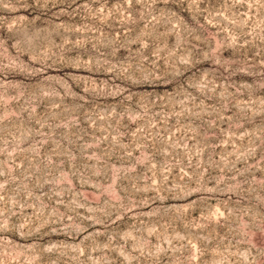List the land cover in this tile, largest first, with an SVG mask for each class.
I'll use <instances>...</instances> for the list:
<instances>
[{
	"label": "rangeland",
	"instance_id": "1",
	"mask_svg": "<svg viewBox=\"0 0 264 264\" xmlns=\"http://www.w3.org/2000/svg\"><path fill=\"white\" fill-rule=\"evenodd\" d=\"M0 264H264V0H0Z\"/></svg>",
	"mask_w": 264,
	"mask_h": 264
}]
</instances>
